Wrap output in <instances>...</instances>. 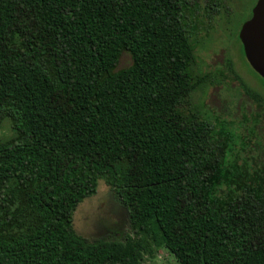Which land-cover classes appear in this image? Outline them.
<instances>
[{
    "label": "trees",
    "instance_id": "1",
    "mask_svg": "<svg viewBox=\"0 0 264 264\" xmlns=\"http://www.w3.org/2000/svg\"><path fill=\"white\" fill-rule=\"evenodd\" d=\"M223 5L0 0V264H143L160 247L264 264V96L247 90L241 118L204 107L228 76L199 67L196 42ZM100 179L129 209L123 240L73 225Z\"/></svg>",
    "mask_w": 264,
    "mask_h": 264
},
{
    "label": "rangeland",
    "instance_id": "2",
    "mask_svg": "<svg viewBox=\"0 0 264 264\" xmlns=\"http://www.w3.org/2000/svg\"><path fill=\"white\" fill-rule=\"evenodd\" d=\"M201 10L211 0H198ZM222 9L213 13L212 19L203 16L209 27L203 30L196 42L199 67L204 71H223L228 78L223 84L211 86L207 91L204 107L225 118H241L243 113L256 109L257 103L249 92L264 96L261 79L243 58L238 39L241 26L248 20L258 0H221ZM211 5V3H210ZM116 70L132 64L131 53L120 55ZM231 64V65H230ZM229 67H232L229 69ZM233 71V72H232ZM198 101V93L193 99ZM9 118L0 126V141L14 136ZM74 215L75 230L89 241L98 238L125 239L133 235L129 209L116 192L100 179L95 194L78 203ZM152 255H145L143 264H178L175 257L164 247L155 248Z\"/></svg>",
    "mask_w": 264,
    "mask_h": 264
},
{
    "label": "water",
    "instance_id": "3",
    "mask_svg": "<svg viewBox=\"0 0 264 264\" xmlns=\"http://www.w3.org/2000/svg\"><path fill=\"white\" fill-rule=\"evenodd\" d=\"M245 58L252 68L264 78V0H258L252 16L244 22L239 32Z\"/></svg>",
    "mask_w": 264,
    "mask_h": 264
}]
</instances>
